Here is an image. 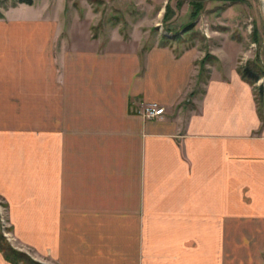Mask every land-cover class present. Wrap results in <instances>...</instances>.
Wrapping results in <instances>:
<instances>
[{
    "label": "crops",
    "instance_id": "1",
    "mask_svg": "<svg viewBox=\"0 0 264 264\" xmlns=\"http://www.w3.org/2000/svg\"><path fill=\"white\" fill-rule=\"evenodd\" d=\"M82 8L1 11L0 199L13 246L45 264H264V115L238 70L244 41L209 36L218 64L192 96L198 45L146 46L115 28L94 37L101 11ZM147 103L165 113L143 116ZM0 264L14 263L0 251Z\"/></svg>",
    "mask_w": 264,
    "mask_h": 264
},
{
    "label": "rangeland",
    "instance_id": "2",
    "mask_svg": "<svg viewBox=\"0 0 264 264\" xmlns=\"http://www.w3.org/2000/svg\"><path fill=\"white\" fill-rule=\"evenodd\" d=\"M59 1L62 4L65 3L67 6L77 8L81 16H83L85 10L82 8V5L93 7L94 12L101 11L98 15H94L96 24L91 26L94 37L106 39L111 34L110 30L115 28L119 29L125 38H129L130 33H133L137 40L142 38L145 43L144 45L149 46L155 43L164 44L162 39H164L163 36L165 35L169 38L166 44L174 48L176 52H181L185 48L198 45L204 51L203 57L197 61L199 62L205 58L207 53H211L208 48L209 36L230 35L233 38L243 40L248 50L239 59L241 61L239 65H245L249 61L257 60L264 67L262 60L264 57L262 55V53L264 54V35H262V33L264 34V30L262 29L259 35V31L256 29L258 22H264V0H238L236 2L227 0H201V5L204 9L196 17L191 15L193 11L192 2L194 0ZM18 2L20 1L0 0V14L7 6ZM167 7H171L172 13L169 12L170 17L168 20H165L164 16L166 15ZM65 15L67 17L70 16L69 9H67ZM75 15L77 16V14ZM175 35L178 38L174 37ZM214 64L218 63L214 61L206 62V70L201 75L199 73L200 64L198 63V72L194 78L193 86L197 92L203 88L204 82L201 79H206V76L211 71L210 66ZM200 76L201 78H199ZM262 81L260 80L254 85L258 86L262 84ZM6 211V205L0 199V234L2 233L13 246L12 228L7 220Z\"/></svg>",
    "mask_w": 264,
    "mask_h": 264
},
{
    "label": "trees",
    "instance_id": "3",
    "mask_svg": "<svg viewBox=\"0 0 264 264\" xmlns=\"http://www.w3.org/2000/svg\"><path fill=\"white\" fill-rule=\"evenodd\" d=\"M19 1L24 2V3H28V4L33 3V0H19ZM227 1L236 2L238 0H227ZM192 3H193V11H192L191 15L193 17H196L202 12V10L204 8L201 5V0H194ZM169 12L172 13L171 7L170 8L167 7L166 15L164 16L165 20H168L170 17ZM1 16H2V14H0V17ZM174 37L178 38L177 35H175ZM163 38L164 39H162V41L164 44H161V45H167L166 43L169 40V38L165 35L163 36ZM209 60L214 61V62H218V58L211 53H207L204 59L197 62V64L198 63L200 64L199 73L201 75H203V72L206 70L205 64H206V62H210ZM238 70H239L242 78H244L246 81H248L252 85H254L256 82H258L261 78H264V67L261 64H259L257 60L256 61L255 60L249 61L245 65H239ZM208 77H209V75L206 76V79L203 78L204 80L203 79H201V80L203 82H206ZM199 78H201V76ZM254 88H255V93H256V98H257V102H258V109L260 112V116L263 117V115H264V85L263 84H260L258 86L254 85ZM196 93H197V90H194L191 93V95L193 96ZM0 251L3 253L4 257L8 261H10L11 263H14V264H20V263H22V264H45V263H42L40 261L35 260L28 253L21 251V250H18L15 247H13L8 242L6 237H4V235H2V233L0 234Z\"/></svg>",
    "mask_w": 264,
    "mask_h": 264
},
{
    "label": "built area",
    "instance_id": "4",
    "mask_svg": "<svg viewBox=\"0 0 264 264\" xmlns=\"http://www.w3.org/2000/svg\"><path fill=\"white\" fill-rule=\"evenodd\" d=\"M262 81V79H261ZM262 83L264 84V78ZM142 115L147 118H155L163 115L165 113V107L158 103H147L144 105L141 111Z\"/></svg>",
    "mask_w": 264,
    "mask_h": 264
},
{
    "label": "bare ground",
    "instance_id": "5",
    "mask_svg": "<svg viewBox=\"0 0 264 264\" xmlns=\"http://www.w3.org/2000/svg\"><path fill=\"white\" fill-rule=\"evenodd\" d=\"M261 79H263V78H261ZM261 79H260V80H261ZM260 80H259V81H260ZM262 84H263V83H262Z\"/></svg>",
    "mask_w": 264,
    "mask_h": 264
}]
</instances>
